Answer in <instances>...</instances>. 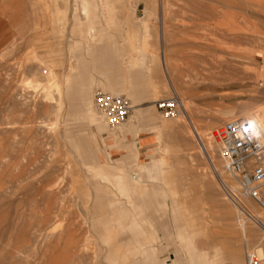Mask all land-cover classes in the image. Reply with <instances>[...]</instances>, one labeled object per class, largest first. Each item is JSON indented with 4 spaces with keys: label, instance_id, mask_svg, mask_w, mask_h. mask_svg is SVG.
Segmentation results:
<instances>
[{
    "label": "rangeland",
    "instance_id": "rangeland-1",
    "mask_svg": "<svg viewBox=\"0 0 264 264\" xmlns=\"http://www.w3.org/2000/svg\"><path fill=\"white\" fill-rule=\"evenodd\" d=\"M77 3L0 0V264H191L184 237L187 222L192 226L188 230L196 231L193 241L198 251H205L212 258L215 253L225 255L240 249L246 264L247 246L254 251L257 245L248 237L250 234L237 226L242 223L239 214L215 178H209L212 187L197 184L187 155L193 156L199 171L206 168L203 170L210 176L212 173L207 157L187 133L190 124L185 119L163 117L155 105L173 95L189 102L190 118L206 137L233 118L240 119L246 108L264 109V0H123V11L117 14L121 18L119 32L104 30V9L99 4L95 13L100 25L95 38L86 35V20L82 21L86 24L81 31L75 29L73 17H85ZM163 28L166 42L161 38ZM81 35L95 47L90 54ZM12 41L8 48L6 45ZM132 41H138L139 50L133 51ZM2 48H7V52ZM162 53L171 63L170 79L163 75L158 59ZM76 56L85 66L79 70L83 78L73 79L68 85L63 80L76 64ZM132 57H143V62L132 67ZM48 68L62 92L59 96L50 90L53 102H46L45 98L49 81L43 70ZM25 80L37 81L40 86L26 87ZM99 91L131 102L133 112L121 125L127 136L120 134L121 126L115 130L106 126L108 132L96 134L86 113L89 102L96 110L94 96ZM48 105L51 111L48 107L42 109ZM165 121L180 127L176 135H161L160 126ZM211 142L210 153L218 172L233 185L223 173L217 146ZM134 144L142 146L138 160L132 159ZM162 159L167 170L164 180L158 182V190L154 189L147 168L158 166ZM96 165L119 166L134 182L144 177L141 182L145 187L143 191L122 194L94 176ZM45 191L55 193L51 202L44 200ZM128 198L133 201L131 205ZM221 202L232 211L230 223L217 212L223 206ZM45 206L54 211L46 213ZM247 206L264 220L257 205L248 202ZM205 209L212 224L208 229L202 221ZM51 213L54 214L50 217ZM232 223L237 232L226 228ZM244 224L246 229L254 228L264 236L254 221ZM63 232L78 238L81 253L77 261L68 246L53 243L47 249V236ZM85 244L90 245L89 250H85ZM220 261L231 264L227 259Z\"/></svg>",
    "mask_w": 264,
    "mask_h": 264
},
{
    "label": "bare ground",
    "instance_id": "bare-ground-1",
    "mask_svg": "<svg viewBox=\"0 0 264 264\" xmlns=\"http://www.w3.org/2000/svg\"><path fill=\"white\" fill-rule=\"evenodd\" d=\"M59 1H61V0H59ZM76 1H78V3L80 4V6H81V11L83 12V14L85 15V17H84V19H82V18H80V17H73L74 18V20H75V29H78V31H81L83 28V26L86 24V23H82V21L83 20H86V22H87V26H86V35L89 37V38H95V34L97 33V31H99V28H98V26L100 25L98 22H97V20L99 19L97 16H96V9H97V7H98V5L100 4V6L104 9L103 10V14H104V17H102V20H103V22H104V30L106 29V30H112V31H115V32H119V31H121V27H120V20H121V18L120 17H118L117 16V14L119 13V12H121V11H123V7L122 6H120L121 4H122V1L123 0H99V1H96V0H76ZM77 3V4H78ZM126 3V2H125ZM48 4V3H47ZM32 6V5H31ZM58 8H59V6H58ZM60 10V9H59ZM65 11H66V8H65ZM98 11V10H97ZM99 12V11H98ZM57 13V12H56ZM66 14V13H65ZM98 15V14H97ZM55 16V15H54ZM65 19H63L64 21H66V17H64ZM68 18V17H67ZM125 18V17H124ZM57 22V21H56ZM102 22V23H103ZM123 22V21H122ZM129 22V21H128ZM130 22H131V20H130ZM135 23V22H134ZM149 23V22H148ZM124 24H126V23H124ZM129 24V23H128ZM150 24V23H149ZM148 24V25H149ZM53 25H55L56 26V24H55V21L53 22ZM102 25V24H101ZM131 25V24H130ZM162 26H164V22H163V20H162V24H161ZM57 26H58V24H57ZM56 26V27H57ZM161 26V27H162ZM60 27V26H59ZM102 28V27H101ZM151 29V28H150ZM122 30H123V28H122ZM141 30H142V28H141ZM19 31V30H18ZM20 31H21V29H20ZM101 31V30H100ZM112 31H111V33H112ZM149 32V31H148ZM150 32H151V30H150ZM20 33V32H19ZM76 33V32H75ZM16 34H17V32H16ZM149 34H151V33H149ZM148 34V35H149ZM75 35H77V34H75ZM112 35H114L115 36V34H112ZM21 37V36H20ZM106 37V40L107 41H109V38H108V35H106L105 36ZM17 38V37H16ZM81 38H82V41H84V44H86L87 45V52L90 54L92 51H93V49L95 48V47H91L90 46V44L88 43V40L86 41V39H85V36L84 35H81ZM141 38H143V37H141ZM161 38L163 39V42H166V38H167V34H166V32L164 31V28H163V30H161ZM136 39H137V37H136ZM17 42V41H16ZM93 42V41H92ZM91 42V43H92ZM133 42V44H132V46H133V48H135L133 51H136V49L137 50H139V47H140V45L138 44V41H136V43H135V41H132ZM7 44H9V42L7 43ZM80 44V43H79ZM82 44H83V42H82ZM13 45V41L10 43V45L8 46V45H6L8 48L10 47V46H12ZM76 45V44H75ZM142 45V44H141ZM5 46V45H4ZM82 46V45H81ZM83 47H84V45H83ZM5 48V47H4ZM77 48H78V46H77ZM76 48V49H77ZM3 49V48H2ZM7 49V48H6ZM5 49V50H6ZM4 50V49H3ZM4 50V51H5ZM124 50V49H123ZM2 51V50H1ZM3 52V51H2ZM1 52V54H3L4 55V53H2ZM7 51H5V53H6ZM83 52V51H82ZM74 53V52H73ZM85 53V52H84ZM139 53V52H138ZM143 53H144V51H143ZM163 55H161V57H157L158 59H159V61H160V63H161V67H162V69H163V75L165 76V77H168L169 79L171 78V76H170V73H171V63H170V60H169V58L168 57H166V55L164 54V53H162ZM6 55V54H5ZM5 55L3 56V57H5ZM9 55V54H8ZM0 56H2V55H0ZM32 56H33V54H32ZM138 56V55H137ZM2 57V58H3ZM1 58V57H0ZM149 58V57H148ZM11 59V58H10ZM75 61L76 62H74V63H76V64H74V65H72L71 66V68H70V71H69V73H68V75L66 74V76H65V80H63V82L65 81L66 83H68V85H69V82H71L73 79H77L78 81H81V79L83 78V75L79 72V70H81V69H84V65H83V63H82V61H81V58L80 57H78V56H76L75 57ZM4 60H6V59H4ZM131 61V64H132V67H135L136 65H138L141 61L143 62V57H139V58H136V57H132V59H130ZM148 60V59H147ZM7 61V60H6ZM125 61H127V60H125ZM158 61V60H157ZM9 63V62H8ZM91 63V62H90ZM92 64V63H91ZM124 64V63H123ZM3 66H4V64H3ZM2 68V67H1ZM8 68V67H7ZM47 68V67H46ZM101 68V67H100ZM131 68V67H130ZM9 69V68H8ZM4 70V69H3ZM152 71V70H151ZM173 71V70H172ZM2 72V71H1ZM6 72V71H5ZM41 72V71H40ZM149 72V71H148ZM24 73V72H23ZM26 73V72H25ZM38 73V72H37ZM43 73L47 76V78H48V81H49V86H47L46 87V91H47V93H46V96H45V98H46V102H53V100H54V98L52 97V95H51V91L50 90H55V91H57L58 93H59V96H62V92H61V89H60V86H59V82H56L55 81V77L53 76V72L52 71H50V69L48 68V69H45V70H43ZM110 73V72H109ZM158 73V72H157ZM146 74V73H145ZM124 75H125V73H124ZM100 77V76H99ZM122 77V76H121ZM12 78V77H11ZM5 80V79H4ZM96 81H97V79H96ZM11 82H12V80H11ZM10 82V83H11ZM2 83V82H1ZM0 83V84H1ZM13 83V82H12ZM35 83V84H34ZM31 82V81H28V80H25L24 82H23V84H25V86L27 87H30V88H38L39 86H40V84L36 81V82ZM45 83V82H44ZM79 84H81V83H79ZM102 84V83H101ZM62 85H63V83H62ZM70 85H72V84H70ZM13 88V87H12ZM80 88V87H79ZM105 87H103V89H104ZM8 89V88H7ZM14 89V88H13ZM68 89H71V87L70 86H68ZM93 89V88H92ZM10 92V91H9ZM54 92V91H53ZM67 92V91H66ZM6 93H8V92H6ZM10 94V93H9ZM58 95V94H57ZM89 95H91V94H89ZM174 96H177V95H174ZM2 97V96H1ZM178 97V96H177ZM179 98V97H178ZM56 100V99H55ZM179 100L181 101V103H182V105H183V109H182V112H181V114L179 115V119H180V121H184V119L185 120H187V122L190 124V127L187 129V133H188V135L190 136V138L191 139H194L196 142H197V144L199 145V147H200V149H201V152L203 153V156H205V157H207V159H208V161H209V163H208V165L211 167V173H212V175L210 176V174H208L206 171H204L203 169H206V168H202L201 169V171H199L198 169H197V165H196V161H195V159L193 158V156L192 155H187V159H188V161H189V168H190V170L194 173L195 172V175L194 176H196V179H198V181H199V183H197V184H200V185H203L204 187L206 186V187H210L211 185H212V183L209 181V178L211 177V178H215L214 180H216L218 183H219V185L221 186V182L220 181H222V182H225L226 183V181L222 178V173H219L220 171V169L216 166V164H215V162H214V160H213V158H212V155H211V153H210V151H211V148H212V142H211V138L210 137H206V135H204V134H202V132H201V130H200V128L197 126V125H194L193 123H194V121L192 122V120L193 119H191L192 118V114H190L191 112H190V104H189V102H187V101H185V100H181L180 98H179ZM57 103V102H56ZM42 105V104H41ZM45 107V108H44ZM42 109H46L47 107V109H49V107H50V109H51V106L50 105H48V106H44ZM38 108V107H37ZM41 108V107H40ZM49 109V110H50ZM55 109V108H54ZM53 109V110H54ZM63 110V109H62ZM141 110V109H140ZM51 111V110H50ZM49 111V112H50ZM96 110H94V107H93V105H92V102L90 103H88L87 104V116L86 117H88V119H89V121H90V123L93 125V126H95V128L94 129H96V134H99V133H102V132H104V131H107L108 132V130H107V124H106V122L104 121V119H103V117L102 116H100V114L97 112H95ZM137 111V110H136ZM136 111H135V113H136ZM48 112V111H47ZM53 112V111H52ZM57 112V111H56ZM51 113V112H50ZM151 113V112H150ZM191 115V116H190ZM147 117V116H146ZM191 117V118H190ZM145 118V117H144ZM139 119V118H138ZM177 119V118H176ZM234 119V118H233ZM232 119V120H233ZM240 119H243L244 121H247V122H249L252 126H254L257 130H259V131H264V109H257V110H250V109H244V111H243V113H242V116L240 117ZM214 121H215V119H214ZM174 122V121H173ZM186 122V121H185ZM216 122V121H215ZM220 122V121H219ZM89 123V124H90ZM213 123V122H212ZM218 122H216V124H217ZM90 124V125H91ZM209 124H211V123H209ZM216 124H213L214 126H216ZM162 125V124H161ZM181 126V125H180ZM209 126H211L212 127V125H209ZM209 126H207V128L209 127ZM120 127V126H119ZM127 127V126H126ZM213 128V127H212ZM120 134H122V135H126L128 132L127 131H125L124 129H123V126H121L120 128ZM128 129V128H127ZM177 129H180V127L178 126V128L177 127H175L174 126V123H173V125H172V122H171V124H167L166 123V121H165V123L162 125V126H160V133H161V135H163V136H166V135H168V136H174V135H176L177 134ZM4 130V129H3ZM182 130L183 129H181V132H182ZM211 130V129H210ZM185 131V130H184ZM12 132V131H11ZM180 132V133H181ZM112 133V132H111ZM118 133V132H117ZM179 133V134H180ZM8 134V133H7ZM12 135H13V133H12ZM11 135V136H12ZM119 135V134H118ZM117 135V136H118ZM160 135V134H159ZM160 135V136H161ZM124 136H122V137H124ZM127 136V135H126ZM167 137V136H166ZM5 138V137H4ZM7 138V137H6ZM92 138V137H91ZM161 138V137H160ZM176 138V137H175ZM183 138H184V136H183ZM8 139V138H7ZM9 139H11V138H9ZM88 139V138H87ZM94 139V138H93ZM116 140L118 139V138H115ZM115 139H114V141H115ZM120 139V138H119ZM6 140V139H5ZM90 140V139H89ZM124 140V139H123ZM180 140H181V138H180ZM182 140H184V139H182ZM4 141V140H3ZM91 141V140H90ZM119 142H120V140H118ZM1 142V141H0ZM72 142V141H71ZM88 142V141H87ZM122 142V141H121ZM74 143V142H73ZM86 145H87V143H85ZM115 144V143H114ZM8 145V144H7ZM116 145H117V143H116ZM115 145V146H116ZM122 145V144H121ZM76 147H77V145H75ZM114 146V147H115ZM119 146H120V144H119ZM213 147H216V146H213ZM79 147H77V149H78ZM95 148V147H94ZM142 149V146L140 145V144H138V145H136V144H134V146H133V156H132V159L133 160H138L139 158H140V150ZM166 149V148H165ZM5 150V149H4ZM28 150V149H27ZM117 150V149H116ZM159 150V149H158ZM161 150H163V149H161ZM116 152V151H115ZM17 153H19V152H17ZM21 153V152H20ZM187 153V152H186ZM131 154V153H130ZM159 154V153H158ZM26 155V154H25ZM87 156L86 157H90V156H88V154H86ZM160 155V154H159ZM158 155V156H159ZM163 155V154H162ZM130 156V155H129ZM15 157V156H14ZM20 157V156H19ZM124 158V157H123ZM160 158V157H159ZM162 158H163V156H162ZM17 159V158H16ZM125 159V158H124ZM131 158H130V160H132ZM128 160V159H127ZM215 160H216V158H215ZM92 161V160H91ZM118 162V161H117ZM156 162V161H155ZM223 162V161H222ZM98 164V163H97ZM197 164H199V163H197ZM2 166V165H1ZM9 166V165H8ZM26 166V165H25ZM116 166H118V165H116ZM141 166V165H140ZM165 166H166V162H165V160L164 159H162V161L160 162V164L158 165V166H152V165H150V166H148V173H149V176H150V179L152 180V184H154L153 185V187H154V189H158V190H161L157 185H158V182L159 181H161L162 179L164 180V176L166 175L165 174V171L167 170V169H165ZM174 166V165H173ZM208 166V167H209ZM219 166V165H218ZM94 167V166H93ZM121 167H122V164H121ZM121 167H119L118 166V168H113V167H108V166H102V165H96V167L95 168H93V170H94V176L95 177H97L98 179H100L101 180V182L103 181V183H106V184H108V185H112L113 187H115V189H117L120 193H122V194H126V192L127 191H131V192H134V191H139V190H142V189H144V185H142L143 183L141 182V181H143L145 178L144 177H140V179H139V181H136V182H134V181H132L130 178H129V176H128V174H126L125 172H124V170H123V168H121ZM135 167V166H134ZM196 167V168H195ZM203 167V166H202ZM205 167V166H204ZM92 168V167H91ZM131 168H132V166H131ZM176 168V167H175ZM12 169V168H11ZM136 169V168H135ZM222 169H223V167H222ZM6 169H4V170H2L3 172L5 171ZM137 170V169H136ZM7 171V170H6ZM182 171V170H181ZM186 171V170H185ZM189 171V170H188ZM191 171L190 172H187V173H190L191 174ZM209 171V170H208ZM219 171V172H218ZM19 172H20V170H19ZM51 172V171H50ZM49 172V173H50ZM11 173V172H10ZM186 173V172H185ZM223 173H225V172H223ZM9 174V173H8ZM26 174V173H25ZM139 174V173H138ZM1 175V174H0ZM22 175V174H21ZM23 175H24V173H23ZM23 175H22V177H23ZM193 175V174H192ZM20 176V175H19ZM27 176V175H26ZM33 176V175H32ZM2 177H5V176H1V178ZM22 177H21V179H22ZM25 177V176H24ZM139 177V176H138ZM9 177H7V178H4V179H8ZM20 179V180H21ZM28 179V178H27ZM137 179V178H136ZM96 180V179H95ZM134 180V179H133ZM166 180V179H165ZM50 181V180H49ZM100 182V183H101ZM165 182V181H164ZM17 183V182H16ZM24 182H22V184H23ZM147 183H149V182H147ZM161 183V182H160ZM192 184V183H191ZM196 184V185H197ZM228 184V183H227ZM13 185H15L14 183H13ZM183 185H185V184H183ZM188 185V184H187ZM213 185H214V187H215V183H213ZM230 185V184H229ZM38 186V185H37ZM217 186V185H216ZM234 189H235V185L233 184V185H231ZM102 187V186H101ZM190 187V186H189ZM192 187H194V185L192 186ZM212 187V186H211ZM14 188V187H13ZM16 188V187H15ZM14 188V189H15ZM40 188V187H39ZM44 188V187H43ZM183 188H185V186L183 187ZM1 189V188H0ZM13 189V190H14ZM27 189V188H26ZM102 189V188H101ZM188 189V188H187ZM190 189V188H189ZM211 189V188H210ZM213 189V188H212ZM31 190V189H30ZM103 190H105V188L103 189ZM185 190H186V188H185ZM16 191V190H15ZM20 191V190H19ZM22 191V190H21ZM29 191V190H28ZM39 191V190H38ZM44 191V190H43ZM117 191V192H118ZM143 191V190H142ZM108 193H109V191H107ZM151 192V191H150ZM161 192V191H160ZM164 192V191H163ZM204 192H206L207 193V191L205 190ZM211 192V191H210ZM217 192H218V190H217ZM217 192L215 191V193L217 194ZM21 194H22V192H20ZM33 194H35L34 193V191L32 192ZM37 193V192H36ZM128 193V192H127ZM130 193V192H129ZM187 193H188V190H187ZM28 194V193H27ZM31 194V193H30ZM111 194V193H110ZM139 194V193H138ZM156 194H157V191H156ZM155 194V195H156ZM164 194H166V193H164ZM176 194V193H175ZM208 194H209V192H208ZM219 194V193H218ZM23 195V194H22ZM25 195H26V192H25ZM32 195V194H31ZM37 195V194H36ZM39 195V194H38ZM41 195H42V193H41ZM141 195H143V194H141ZM146 195V194H145ZM188 195V194H187ZM190 195V194H189ZM26 196H28L29 197V195H26ZM34 196V195H33ZM33 196H31V198H33ZM55 193L53 192V191H45L44 192V194H43V197H44V200H47V202H51V200H53L54 198H55ZM62 196V195H61ZM107 196V195H106ZM113 196V195H112ZM160 196V195H159ZM162 196H163V194H162ZM204 196V195H203ZM216 196V195H215ZM36 197V196H35ZM41 197V196H40ZM58 197V196H57ZM107 197H110V196H107ZM115 197V196H114ZM126 197V196H125ZM130 197V196H129ZM143 197V196H142ZM152 197V196H151ZM30 198V199H31ZM37 198V197H36ZM48 198V199H47ZM103 198V197H102ZM106 198V197H105ZM119 198V197H118ZM131 198H133V197H131ZM163 198V197H162ZM168 198H169V196H168ZM174 198V197H173ZM34 199V198H33ZM58 199H60V198H58ZM57 199V200H58ZM108 199V198H107ZM106 199V200H107ZM110 199V198H109ZM114 199V198H113ZM123 199V198H122ZM121 199V200H122ZM129 199V203H130V205L132 204V200L130 199V198H128ZM32 200V199H31ZM36 200V199H35ZM105 200V199H104ZM125 200V199H124ZM142 200H143V198H142ZM115 201V200H114ZM155 201V200H154ZM171 201V200H170ZM31 202H33V200L31 201ZM38 202H39V200H38ZM41 202V201H40ZM53 202V201H52ZM105 203H107L106 201H104ZM113 202V201H112ZM118 202V201H117ZM125 202V201H124ZM150 202V201H149ZM199 202V201H198ZM28 203V202H27ZM33 203H35V201L33 202ZM115 203V202H114ZM119 203V202H118ZM142 203V202H141ZM152 203V202H151ZM159 203V202H158ZM171 203V202H170ZM220 203V202H219ZM222 203V202H221ZM36 204V203H35ZM39 204V203H38ZM49 204V203H48ZM110 204V203H109ZM109 204H107V206L109 205ZM148 204V203H147ZM223 204V206L219 209L218 208V206H217V208H218V210L219 211H217L218 212V214H220V216L222 217V220H226V221H228L229 222V216L231 215L232 216V211H231V209H230V207H228V206H226V204H224V202L222 203ZM33 205V204H32ZM119 205V204H118ZM157 205V204H156ZM159 205V204H158ZM175 205V204H174ZM173 205V206H174ZM214 205L215 204H213V207H214ZM106 206V205H105ZM151 206V205H150ZM153 206V205H152ZM164 206V205H163ZM35 207H36V205H35ZM34 207V208H35ZM42 207V206H41ZM46 207V208H45ZM44 208L46 209V213H49V212H52V211H54V209L53 208H49V206H45ZM101 207V206H100ZM119 207H121V205L119 206ZM119 207H118V209H119ZM131 207V206H130ZM158 207V206H157ZM172 207V206H171ZM176 207V206H175ZM33 208V209H34ZM39 208V207H38ZM108 208V207H107ZM106 208V209H107ZM153 208V207H152ZM173 208V207H172ZM183 208V207H182ZM215 208V207H214ZM41 209H43V208H41ZM132 209V208H131ZM169 209H170V207H169ZM213 209V208H212ZM44 210V209H43ZM102 210V209H101ZM120 210V209H119ZM130 210V209H129ZM175 210V209H174ZM237 210V209H236ZM40 211V210H39ZM131 211V210H130ZM188 211V210H187ZM186 211V212H187ZM190 211V210H189ZM188 211V212H189ZM56 212V211H55ZM112 212H114V211H111L110 213H112ZM121 212H122V210H121ZM144 212V211H143ZM164 212V211H163ZM166 212V211H165ZM179 212V211H178ZM182 212H184V211H182ZM185 212V213H186ZM257 212V211H256ZM256 212H254V211H251L250 210V215L249 216H246V214H244V213H242L241 211H238L237 210V213L239 214V217H240V221L242 222L241 224H240V222H239V224H237V226L238 227H242L241 228V230L242 231H244L245 233H248V234H250V236H248V237H251V239H252V242L254 243V244H256L257 245V247H256V249L254 250V251H252V250H250L249 248H248V246H247V249H246V253L247 252H249V251H252V252H254V253H256L257 254V256H258V258L262 261L263 259H264V236L258 231V230H256V229H254V228H247L246 229V227H245V224H244V221H248V222H252V221H254V223H256L259 227H260V229L264 232V220L262 219H260V217L256 214ZM37 213H39V212H37ZM59 213V212H58ZM108 213V212H107ZM118 213H119V211H118ZM132 213H133V210H132ZM135 213V212H134ZM189 213H191V212H189ZM203 213H204V216L202 217V221L204 222V225H205V227H207V229H208V226L211 224V222L209 221L210 220V217L209 218H207L206 216H205V214H207V211H206V209L205 210H203ZM53 214L54 213H51V214H49L50 215V217H51V215L53 216ZM129 214H130V212H129ZM48 215V216H49ZM56 215V214H55ZM60 215V214H59ZM110 215V214H109ZM112 215V214H111ZM125 215H126V213H125ZM125 215H123V216H125ZM128 215V214H127ZM134 215V214H133ZM137 215V214H136ZM192 215V214H191ZM115 216V215H114ZM119 216H120V214H119ZM118 216V217H119ZM122 216V217H123ZM155 216V215H154ZM177 216V215H176ZM179 216V215H178ZM74 217V216H73ZM117 217V218H118ZM134 217V216H133ZM132 217V218H133ZM142 217V216H141ZM192 217V216H191ZM201 217V216H200ZM38 218V217H37ZM89 218V217H88ZM109 218V217H108ZM120 218V217H119ZM118 218V219H119ZM188 218V217H187ZM186 218V219H187ZM197 218V217H196ZM236 218V217H235ZM262 218V217H261ZM264 218V217H263ZM130 219H131V217H130ZM134 219H135V217H134ZM139 218H137V220H138ZM176 219V218H175ZM174 219V220H175ZM181 219V218H180ZM189 219H191L190 217H189ZM45 220V219H44ZM120 220V219H119ZM136 220V219H135ZM199 220V219H198ZM212 220V219H211ZM214 220V219H213ZM244 220V221H243ZM45 221H47V220H45ZM44 221V222H45ZM123 221V220H122ZM39 222V221H38ZM49 222V221H48ZM70 222V221H69ZM110 223H111V220L109 221ZM138 222V221H137ZM46 223V222H45ZM74 223V222H73ZM115 223V222H114ZM129 223V222H128ZM139 223V222H138ZM144 223V222H143ZM142 223V224H143ZM230 223V222H229ZM72 224V223H71ZM109 224V223H108ZM118 224V223H117ZM116 224V225H117ZM122 224V223H121ZM190 223H186V226H184L185 227V230H184V237H185V240L187 241V252L189 253V260H190V262L189 263H191V264H221V259L222 260H230L231 261V264H244V261H243V259H242V254H241V252H240V249L239 250H236V251H232L230 254H225V255H219L218 253L216 254L215 253V255L213 254V256H212V258H211V256H209L207 253L206 254H204V252L205 251H203V252H200V251H198V248H197V246H196V243L193 241V237L195 236V234H196V231L193 229V230H191V231H189L188 229H189V227H192V226H190L189 225ZM70 225V224H69ZM115 225V226H116ZM120 225V224H119ZM212 225V224H211ZM82 226V225H81ZM110 226H112V225H110ZM126 226V225H125ZM74 227V226H73ZM72 227V228H73ZM114 227V226H113ZM248 227V226H247ZM70 228H71V226H70ZM112 228V227H111ZM121 228H122V226H121ZM226 228L228 229V230H231V231H233V232H237V229L235 228V225L232 223V224H227L226 225ZM69 229V226H68V228H67V230ZM124 229V228H123ZM119 230V229H118ZM179 230V229H178ZM206 230V229H205ZM97 231V230H96ZM105 231V230H104ZM212 231V230H211ZM65 232V231H64ZM63 232V234H60V235H57V236H54V234H51V235H48L47 236V249H49V248H51L50 247V245L51 244H53V243H56L57 245H65V248H66V246H68V250L70 251V255L77 261V259L79 258V255H80V253H81V247H80V245H79V242L77 241L78 240V238H75V235H72L71 233H68V232H70L69 230H68V232H66V233H64ZM72 232V231H71ZM101 232V231H100ZM239 232V231H238ZM77 233V232H76ZM119 233V232H118ZM198 233H199V231H198ZM113 234V233H112ZM111 234V235H112ZM107 235V234H106ZM114 235V234H113ZM139 235V234H138ZM207 235H209V233L207 234ZM109 236V235H108ZM155 236V235H154ZM198 236V235H197ZM139 237V236H138ZM147 237V236H146ZM245 237H247V236H245ZM81 238V237H80ZM127 238V237H126ZM152 238H153V236H152ZM156 238V237H155ZM154 238V239H155ZM82 239V238H81ZM213 239V238H212ZM146 240V239H145ZM182 240V239H181ZM184 240V239H183ZM147 241V240H146ZM87 242V241H86ZM137 242V241H136ZM138 242H140V241H138ZM246 242H248V241H246ZM88 243V242H87ZM89 243H90V241H89ZM141 243V242H140ZM148 243V242H147ZM124 244V243H123ZM184 244V243H183ZM248 244V243H247ZM141 245V244H140ZM144 245V244H143ZM215 245V244H214ZM255 245V246H256ZM90 246V245H89ZM88 246V244H85V246H84V248H85V250L89 247ZM118 246V245H117ZM153 246H155V245H153ZM255 246H253V247H255ZM116 247V246H115ZM217 247V246H216ZM215 247V248H216ZM152 248V247H151ZM146 249V248H145ZM144 249V253L146 254V252H148L147 250H145ZM87 250H89V248L87 249ZM140 250V249H139ZM154 251H155V249H153ZM152 250V251H153ZM93 251V250H92ZM151 251V250H150ZM215 251V250H214ZM110 252V251H109ZM121 252V251H120ZM216 252H218V251H216ZM94 253V252H93ZM143 253V252H142ZM143 253V254H144ZM152 254H154V252L152 253ZM147 255V254H146ZM137 256V255H136ZM81 257V256H80ZM146 257H148V256H146ZM154 257V256H153ZM94 258V257H93ZM143 258V257H142ZM95 259V258H94ZM111 259V258H110ZM141 259V258H140ZM93 260V259H92ZM105 260V259H104ZM114 260V259H113ZM123 260V259H122ZM147 260V259H146ZM124 261V260H123ZM223 263V262H222ZM92 264H94V263H92ZM120 264V263H119Z\"/></svg>",
    "mask_w": 264,
    "mask_h": 264
},
{
    "label": "built area",
    "instance_id": "built-area-1",
    "mask_svg": "<svg viewBox=\"0 0 264 264\" xmlns=\"http://www.w3.org/2000/svg\"><path fill=\"white\" fill-rule=\"evenodd\" d=\"M94 106L110 130L125 124L133 112L127 98L100 91L94 96ZM155 106L167 119L178 118L183 109L181 101L174 95ZM210 138L218 148L224 172L235 185L234 189L220 181L226 198L246 216L250 215L248 202L257 205L264 213V131L257 130L243 119H234L216 129ZM246 261V264H261L252 251L246 253Z\"/></svg>",
    "mask_w": 264,
    "mask_h": 264
}]
</instances>
